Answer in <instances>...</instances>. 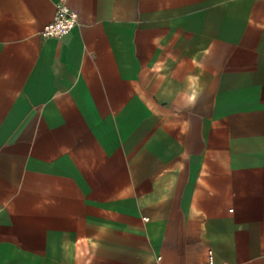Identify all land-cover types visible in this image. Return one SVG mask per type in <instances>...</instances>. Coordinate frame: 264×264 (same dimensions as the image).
Wrapping results in <instances>:
<instances>
[{"label": "crops", "instance_id": "obj_1", "mask_svg": "<svg viewBox=\"0 0 264 264\" xmlns=\"http://www.w3.org/2000/svg\"><path fill=\"white\" fill-rule=\"evenodd\" d=\"M0 0V264H264V0Z\"/></svg>", "mask_w": 264, "mask_h": 264}, {"label": "built area", "instance_id": "obj_2", "mask_svg": "<svg viewBox=\"0 0 264 264\" xmlns=\"http://www.w3.org/2000/svg\"><path fill=\"white\" fill-rule=\"evenodd\" d=\"M79 22V13L70 6L68 0H57L56 10L51 21L44 24L41 28V35L44 37L61 38L70 32ZM209 264H227L216 263L213 256L210 255Z\"/></svg>", "mask_w": 264, "mask_h": 264}]
</instances>
